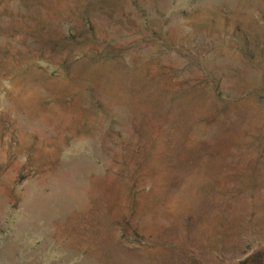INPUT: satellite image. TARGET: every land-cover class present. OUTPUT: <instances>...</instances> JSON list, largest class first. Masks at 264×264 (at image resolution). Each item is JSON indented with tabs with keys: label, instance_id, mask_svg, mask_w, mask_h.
Returning <instances> with one entry per match:
<instances>
[{
	"label": "rangeland",
	"instance_id": "obj_1",
	"mask_svg": "<svg viewBox=\"0 0 264 264\" xmlns=\"http://www.w3.org/2000/svg\"><path fill=\"white\" fill-rule=\"evenodd\" d=\"M0 264H264V0H0Z\"/></svg>",
	"mask_w": 264,
	"mask_h": 264
},
{
	"label": "bare ground",
	"instance_id": "obj_2",
	"mask_svg": "<svg viewBox=\"0 0 264 264\" xmlns=\"http://www.w3.org/2000/svg\"><path fill=\"white\" fill-rule=\"evenodd\" d=\"M55 86V85H54ZM55 88V87H54ZM227 141V140H226ZM171 149V148H170ZM190 150V149H189ZM56 151V150H55ZM51 160V159H50ZM55 161V160H54ZM56 162V161H55ZM219 163V162H218ZM181 165V164H180ZM185 171V170H184ZM115 184V183H114ZM249 184V183H248ZM239 186V185H238ZM182 187V186H181ZM241 187V186H240ZM183 191V190H182ZM224 191V190H223ZM117 192V191H116ZM115 192V193H116ZM100 197V196H99ZM110 204V203H109ZM260 205V204H259ZM84 206V205H83ZM257 209V208H256ZM157 210V209H156ZM196 210V209H195ZM234 210V209H233ZM79 214V213H78ZM93 214V213H92ZM219 214V212H218ZM236 214V213H235ZM82 215V214H81ZM90 215V214H89ZM204 215V214H203ZM27 216V215H26ZM81 218V217H80ZM210 221V220H209ZM241 221V220H240ZM154 225V224H153Z\"/></svg>",
	"mask_w": 264,
	"mask_h": 264
}]
</instances>
